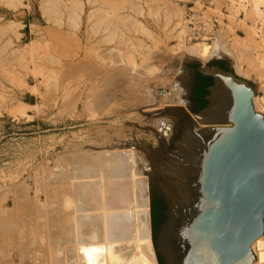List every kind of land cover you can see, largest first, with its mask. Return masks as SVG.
<instances>
[{
  "label": "rangeland",
  "instance_id": "374dc122",
  "mask_svg": "<svg viewBox=\"0 0 264 264\" xmlns=\"http://www.w3.org/2000/svg\"><path fill=\"white\" fill-rule=\"evenodd\" d=\"M239 1L0 0V214L8 218L5 217L8 224L15 221L14 224L10 223L11 229L8 228V231L15 232H12L13 238L16 237L4 245V253L0 251V264H37L42 260H47L46 264H50L49 257L46 256L48 253L42 254L43 251L48 252L47 247L42 248L43 243L38 245L40 248L37 247V251H34L35 248L29 249L30 256L25 259L26 250L20 247L21 241L18 242L17 237L18 234L21 236L23 230L20 224H16L17 229L12 226L21 213L17 212L16 205L21 204L22 197L29 198L32 203L36 202L39 208H59L64 206L63 202L69 198L73 202V184L70 186L71 176L76 169L73 167H78L79 160L89 154L85 151L103 150L100 145L102 148L107 147L110 140L127 134L130 128L134 130L138 140H143L146 139L143 138V135H147L146 131L157 133L154 129L157 130L160 120L175 127V121L171 119L173 117L165 112L179 107L169 108L156 100L164 89L166 96L171 93L169 81L174 79V76H171V66L176 68L175 73L186 67L189 76V68L186 65L199 61L189 60L191 62L187 63L188 60L182 58L177 51L178 45L190 47L204 42L212 46L218 36H223V40L229 41L228 44L237 42L240 45V41L249 48H255L252 51L255 68H251L248 63L243 65V71L248 68L251 71L248 78L239 76L229 59H212L207 63L214 60L227 61L236 75L255 85L257 95L261 96L264 82H261L258 75L264 72V6H260V14L253 7L252 0H249L250 4L248 0L247 3ZM235 3L238 5L232 7ZM239 5L243 7L239 8ZM185 26L189 30L187 33ZM196 33L200 36H196ZM220 37L217 39L220 40ZM199 62L203 64L202 61ZM179 63L182 67L178 68L176 65ZM147 65H152L154 69L148 72ZM113 71L120 72V76L122 74L121 77L116 74L120 79L114 76L118 79H114L113 83L116 85L111 84V81H114L111 79ZM126 71L129 78L124 75ZM135 71L139 72L137 76ZM140 72L144 73V80ZM122 78L124 83L131 81L130 78L132 81L134 78V81L138 79L137 82H132L135 97L127 96L125 89L121 88ZM148 85L154 89H146ZM188 87L189 79L186 80V98L190 96ZM103 96H110V99L106 100ZM149 96L153 97L152 100ZM102 100L107 103L101 104ZM146 100L150 107H146L149 105ZM156 103L159 105L153 107ZM23 107L25 113L19 111L22 114H18L16 109ZM13 111L14 114H11ZM177 114L178 112L175 118ZM143 130L144 133L141 132ZM174 135L175 130L172 137ZM170 142L171 140L167 143V148L170 147ZM145 144L142 143L139 149L134 150L138 151L137 155L144 156L151 166V161L165 150L156 144L155 151L159 153L153 154L150 146L146 147ZM94 151L93 153H97ZM78 152L84 156L78 157ZM77 157L78 162L75 159ZM73 159L77 162L76 165ZM147 182L150 198L149 177ZM71 187L73 190H70ZM50 210L52 212V209ZM47 216L52 218L53 214ZM43 220L44 218H40L38 226ZM37 230H40L37 234L44 240V236H48L47 233L50 232L49 229L45 232L41 227ZM25 234L26 232L23 236ZM0 238L1 244L4 238L1 235ZM25 239L22 240L21 246L26 244ZM39 258L43 259L38 261Z\"/></svg>",
  "mask_w": 264,
  "mask_h": 264
},
{
  "label": "water",
  "instance_id": "95a60500",
  "mask_svg": "<svg viewBox=\"0 0 264 264\" xmlns=\"http://www.w3.org/2000/svg\"><path fill=\"white\" fill-rule=\"evenodd\" d=\"M186 66L190 96L179 106L170 147L151 161L157 261L253 264V246L264 236V114L255 108L256 87L224 60ZM196 73L213 80L198 111ZM153 192L166 207L156 236Z\"/></svg>",
  "mask_w": 264,
  "mask_h": 264
},
{
  "label": "bare ground",
  "instance_id": "6f19581e",
  "mask_svg": "<svg viewBox=\"0 0 264 264\" xmlns=\"http://www.w3.org/2000/svg\"><path fill=\"white\" fill-rule=\"evenodd\" d=\"M252 1L254 4L253 7L255 8V10L261 14L262 11L260 10V6L261 5L264 6V0H252ZM239 2L245 3L246 0H240ZM247 2L250 4L251 1L248 0ZM237 5H238V3H235L232 7L237 6ZM241 5H243V4H241ZM241 5H239L240 6L239 8L245 6V5H243V6H241ZM81 13H82V11H81ZM255 14H256V12H255ZM95 19H96V17H95ZM102 22L103 21H101V22L99 21V23H102ZM98 26H100V25L98 24ZM110 26H111V24H110ZM220 26H222V25H220ZM113 29H115V28H113ZM227 29H228V27H227ZM184 30L186 31L185 33H187L189 31L186 26H185ZM256 30H258V29H256ZM228 32H230V31H228ZM195 35L200 36V34H198V33H196ZM218 37H220V36H218ZM222 37H220L221 38L220 40L216 38V40L213 42L212 46H209L208 43L203 42V43H198V44H196L194 46H190V47H183V46L178 45L177 46L178 48L177 47L176 48H177V51L181 54V57L184 58L186 61L187 60L188 61L189 60H192V61L193 60H199V61L203 62V65H205L208 61H210L212 59H221V58L229 59L232 61L233 67L236 69L237 74L241 77L248 78L250 76L251 71L249 70L248 67H247L248 69L246 71H243V69H244L243 65H245V63H248V64H250L251 68H253V69L255 68V65H254L255 60L253 61V57H252L253 56L252 51H254L255 48H249L248 46L245 45V43L243 45V43L240 41H238V42L242 46L238 45L237 42H236V44H230V43L228 44L229 41L223 40ZM135 42H136V40H135ZM124 49H123V51H124ZM32 51H34V49ZM255 53H257V52H255ZM41 54L39 56H41ZM14 56H15V54H14ZM25 56H26V53H25ZM21 57H22V55H21ZM131 57H132V55H131ZM145 58H147V57H145ZM119 59H121V57ZM113 60H114V58H113ZM178 60H179V58H178ZM82 62H84V60ZM148 62H150V61H148ZM150 63H152V62H150ZM263 63H264V57H263V62H262V65L264 67ZM181 65L182 64L179 63L176 66L182 67ZM105 66H107V65H105ZM22 67H24V66H22ZM178 68H177V71H178ZM146 69L149 72V71H152L154 69V67L152 65H147ZM171 69H173V72H171V74H172L171 76H174V79L172 78L173 80L171 79L169 81L171 83V87H172L171 91H170L171 93H169L166 96V91H165V93L163 92L165 90L164 89L161 92V94H162L161 96H163V95H165V96H163V97L159 96V98L157 100L156 99L155 100L157 101V103H161V105L165 104L166 107L175 108V107H179L183 98H186V96L188 95V91L186 89V80L189 79V76H188V71H187L186 67L180 69L179 72H176V73L174 70L176 68H173L171 66ZM253 69H251V70H253ZM262 69H260V70H262ZM158 70H160V69H158ZM143 71L145 72V70H143ZM108 72H111V71H108ZM113 72H112L113 78L111 77V79L112 80L117 79V78L120 79L119 77H121L122 74L120 76L119 75L120 72L119 73L114 72L115 74H113ZM142 72H140V74H142ZM159 72L160 71H158V73ZM3 73H8V72H3ZM42 73H43V71H42ZM122 73H123V71H122ZM126 73H127V71L124 73L125 76H126ZM137 73H139V72H136V76H137ZM116 74L119 75V77H117ZM143 74L141 75L142 78L144 76ZM37 75H39V74L37 73ZM255 75H257V74H255ZM261 75H258V76H259L260 80H262L261 82H264V72L263 73L261 72ZM105 76H103V77H105ZM114 76L117 78H114ZM126 77L129 78L128 75ZM133 77H135V76H133ZM123 78H122V80H120L121 88L125 89L127 96L135 97L134 93H136V92H135V89L133 88L134 86L132 85V82H137L138 79L136 81H134V79H136V78H134L132 81V78H130L131 81L128 80L129 81L128 83H124ZM145 78H147V77L145 76ZM11 80H12V78H11ZM21 80H22V78H21ZM96 80H98V78ZM143 80H144V78H143ZM158 80L160 81L161 77ZM147 81H149V79ZM151 81H153V80H151ZM113 82H115V80L111 81V84L116 85ZM166 82L167 81H165L164 83L166 84ZM90 84H92V83L90 82ZM140 84H143V83H140ZM160 85H161V83H160ZM150 86L149 85L146 86V89L150 90L151 89ZM65 88H66V86H65ZM152 89H154V88H152ZM262 90H264V86H263ZM110 91H112V90H110ZM148 94H150V93H148ZM257 94H258V92L256 93V96L254 98L255 108L258 112L264 114V106L260 102L259 96ZM110 96H108L107 98L104 96L103 97H104V99L106 98V100L107 99L109 100ZM147 97H148V95H147ZM137 98H138V96H137ZM150 98L152 100L153 97H150ZM146 102H147V100H146ZM153 102H151V103H153ZM104 103H107V102L103 101L101 104H104ZM157 103L153 107H155L156 105L158 106L159 104H157ZM147 104H149V103L147 102ZM142 105H143V103H142ZM142 105H140V106H142ZM150 106L151 105L149 104L146 107H150ZM117 108H119V107H117ZM143 108H144V106H143ZM24 109H25L24 107L22 109H16V110H18L16 112H19V111L22 112L23 111V114H24L25 113ZM178 110H179V108H175V109H171V110L168 109L165 113H166V115L173 117L171 119H173L176 122L175 117H176V112H178ZM14 111H13V113H11V112L10 113L14 114ZM18 114H22V113L19 112ZM96 114H94V115H96ZM15 115H16V113H15ZM90 117H92V116H90ZM151 117H152V115H151ZM163 120H165V119H163ZM153 122H155V121H153ZM174 128H173V126L166 123L165 121L160 120L159 125L157 127V130L154 129V131L157 133H154V132L150 133L149 132L150 130L148 129L149 131H146L147 135H143V138H146V139L142 140L139 138V140H138L135 137L137 135L134 134V130L130 128V129H128L127 134L120 136L121 138L118 135V138L115 137V139L110 140V142L108 139H111V138H108L107 140L110 144L108 146L105 144V146H107V147H104L102 145L103 146V148H102L100 145V149H103V150L98 151L97 150L98 148L97 149L95 148L97 151H94V150L93 151L97 152V153H93V151L91 152V150H88L89 152L85 151L89 154H87V156L85 158H83L84 160L80 159L83 161L79 160L80 165L78 164L79 165L78 167L77 166L73 167L76 169L75 170L73 169L74 174L71 176V180H70L72 182H71V185L69 184L70 186H72V184H73L74 190L72 189V187L70 188V190L71 189L73 190L71 192H72L73 196H75V199L73 202L71 201L72 199L69 200L70 198L65 199V202H63L64 206H62V207L66 206V208H70V210H71V208L77 209L74 211L73 216H72V218H73L72 220L74 223V227H73L74 232H73V235L69 239L63 238V240L61 239V242H59L60 239L55 240L54 239L55 237H53V231H51V230L54 229V225H53V218L55 217L54 214L57 213V211H59V210H57V207H55V208H53V207H51V208H49V207L48 208H39V207H37L36 202L32 203V201L29 200V198H23L22 197L23 201L20 202L21 203L20 205H16V208H17V212L18 211L21 212L20 214L22 216L23 215L24 216L20 217L19 216L20 214L18 213L19 218H16L17 221H16L15 225H12V226L15 227L16 224H20V228L23 230L21 232V236H19L20 234H18V236H17L19 239L21 238V240H19L18 238L17 239H18V242L21 241L19 243L20 247L23 248L24 251L26 250L24 252V254L26 255L25 259H28L30 256V253H28L29 249L35 248L34 251H37L38 250L37 247L40 248L39 246L42 245V243H43L44 247H42V248L47 247L48 250L46 249V251H48V252L43 251L44 253H42V254L45 255L48 253V255H46V256L49 257L48 261L50 264H159L157 261V257H156L155 251H154L153 244H152L151 229H150V199H149V195H148L147 179L152 173V167L150 166V164L146 160V158L144 156L142 157L141 154H139L140 156L137 155L138 151L135 152L134 149H139L141 147L140 145L142 143H146L145 144L146 147L150 146L149 148L151 149V153H153V154H154V152L159 153V151H157V150L155 151L156 144L159 146H162L163 150H166L167 149L166 145L172 138ZM151 129H153V128H151ZM141 132L144 133V130ZM152 135H153V137H152ZM127 148H128V150H125ZM129 148H132L134 151L132 149L129 150ZM79 154H78V157L84 156V154H82V153L80 155ZM78 157L75 158V159H77V162L79 159ZM75 159H73L74 160L73 163L76 162ZM76 163H75V165H76ZM45 188H47V186ZM49 188H50V186H49ZM17 194H18V192H17ZM69 197H70V195H69ZM44 200H45V198H44ZM60 207L61 206H59V208ZM95 207L96 208L98 207L99 209H95ZM49 209H52V212H51V210L49 211ZM51 213L53 214L52 218H50L51 216L48 218L47 215H49ZM8 214H10V213H8ZM1 216H3V217H1ZM1 216H0V230H2L3 233H1L0 235L4 238L3 241L5 243L2 242L3 244L2 243L0 244L1 245L0 251H3V253H4V251H5L4 248L6 247V246L4 247V245H7L10 241H12L14 238H16L15 236L13 238V233H15V232L12 231L13 232L12 233V232L8 231V228H10V223L14 224L15 221L13 222L12 218H11L12 222H10L8 224V222H6L7 217L4 215H1ZM15 217H17V216H15ZM40 218H44V220H43L44 222L42 221L43 223L41 224L42 226L41 225L38 226L39 222H40ZM56 219H59V218H56ZM38 227L39 228L41 227V229L44 228L45 232H46V229L50 230V232L47 233L48 236L47 235L44 236L46 238L45 239L46 244H44L45 240L40 238L41 236L37 234ZM66 228L68 229V227H66ZM44 230H42V231H44ZM4 232H6V233H4ZM25 232H26V234L23 236V234ZM39 232H40V230L38 231V233ZM17 233H19V232H17ZM61 233H62V231H61ZM64 235H63V237H64ZM56 237H57V235H56ZM61 238H62V236H61ZM23 239H25L26 244L24 241L23 244H25V245L22 244L23 246H21ZM14 241H17V240H14ZM23 249H21V250H23ZM41 251H39V252H41ZM253 251H254L255 256H256V261L253 264H264V236L259 238L255 242V244L253 246ZM42 259H40L38 261H41ZM46 261L47 260H42V262H40V263L37 261L36 262H37V264L38 263L39 264H46L47 263Z\"/></svg>",
  "mask_w": 264,
  "mask_h": 264
},
{
  "label": "crops",
  "instance_id": "0c3cea01",
  "mask_svg": "<svg viewBox=\"0 0 264 264\" xmlns=\"http://www.w3.org/2000/svg\"><path fill=\"white\" fill-rule=\"evenodd\" d=\"M61 209L57 208V213L54 214V218H53V225H54V229H53V237H55L54 239H60L59 242H61V239L63 240L64 239H69L72 235H73V232H74V223H73V213L75 210H77L76 208H66V207H60ZM64 210H63V209ZM95 209H99L98 207ZM79 210V209H78ZM68 211V212H67ZM61 213V214H60ZM60 214V215H59ZM58 215V216H57ZM60 216V217H59ZM64 217V218H63ZM56 218H59V219H56ZM55 219V220H54ZM64 220V221H63ZM58 221V222H57ZM64 223V224H63ZM73 225H72V224ZM56 227V228H55ZM60 227V228H59ZM68 227V229L66 228ZM58 228V229H57ZM62 231V233H61ZM66 231H70V233H67ZM72 231V232H71ZM55 232V233H54ZM66 232V233H65ZM65 234V235H64ZM55 235V236H54ZM57 235V237H56ZM64 235V237H63ZM62 236V238H61Z\"/></svg>",
  "mask_w": 264,
  "mask_h": 264
},
{
  "label": "trees",
  "instance_id": "16d2710c",
  "mask_svg": "<svg viewBox=\"0 0 264 264\" xmlns=\"http://www.w3.org/2000/svg\"><path fill=\"white\" fill-rule=\"evenodd\" d=\"M201 78V84L198 88V96L197 99L200 102V108H203L208 104V102L205 100V97L209 94L208 93V86L212 85L213 81L211 78L200 76ZM159 210L163 212L164 208L162 206V202L156 198L155 207H154V213H153V220H154V235L156 236L158 229L160 228V222L164 221L165 218L162 217V214L159 215ZM158 217H161V221L158 220ZM160 264H164L163 260L159 257Z\"/></svg>",
  "mask_w": 264,
  "mask_h": 264
},
{
  "label": "flooded vegetation",
  "instance_id": "af4514ba",
  "mask_svg": "<svg viewBox=\"0 0 264 264\" xmlns=\"http://www.w3.org/2000/svg\"><path fill=\"white\" fill-rule=\"evenodd\" d=\"M215 65H219L221 68H223V69H229L228 67H227V65H225V64H222V63H219V62H215ZM197 67H198V65H197ZM196 67V68H197ZM196 68H195V71H196ZM196 77L198 78V80L195 82V88L196 89H198L199 88V86H200V84H201V78H200V76H202V75H200V74H198V73H196ZM213 81V80H212ZM212 85H213V83H212ZM212 85H210V86H212ZM210 86H208V88L210 87ZM207 88V89H208ZM205 107V106H204ZM203 107V108H204ZM203 108H200V107H198V106H194V111H198V110H201V109H203ZM156 198H158L161 202H162V206H163V208H164V210H163V212H161L160 210H159V215L160 214H162V217L163 218H165V212H166V207H165V205H164V203H163V201L161 200V198L159 197V195L157 194L156 195V193L155 192H153V195H152V219H153V213H154V207H155V202H156ZM158 220L159 221H161V217H158ZM164 222V221H163ZM162 221L160 222V225L163 223ZM153 223H154V220H153ZM153 231H154V225H153Z\"/></svg>",
  "mask_w": 264,
  "mask_h": 264
},
{
  "label": "built area",
  "instance_id": "2783aa9c",
  "mask_svg": "<svg viewBox=\"0 0 264 264\" xmlns=\"http://www.w3.org/2000/svg\"><path fill=\"white\" fill-rule=\"evenodd\" d=\"M260 102L263 104L264 106V90H262L261 96H259Z\"/></svg>",
  "mask_w": 264,
  "mask_h": 264
}]
</instances>
